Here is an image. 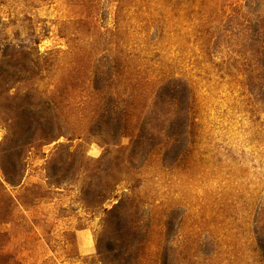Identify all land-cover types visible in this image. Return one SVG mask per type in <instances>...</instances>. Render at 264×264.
<instances>
[{"label": "rangeland", "instance_id": "1", "mask_svg": "<svg viewBox=\"0 0 264 264\" xmlns=\"http://www.w3.org/2000/svg\"><path fill=\"white\" fill-rule=\"evenodd\" d=\"M0 264H264V0H0Z\"/></svg>", "mask_w": 264, "mask_h": 264}, {"label": "trees", "instance_id": "2", "mask_svg": "<svg viewBox=\"0 0 264 264\" xmlns=\"http://www.w3.org/2000/svg\"><path fill=\"white\" fill-rule=\"evenodd\" d=\"M261 24H263L262 22H260ZM242 25V24H241Z\"/></svg>", "mask_w": 264, "mask_h": 264}]
</instances>
